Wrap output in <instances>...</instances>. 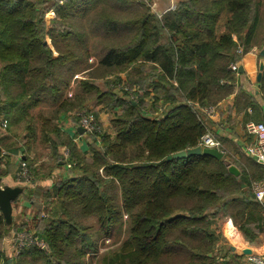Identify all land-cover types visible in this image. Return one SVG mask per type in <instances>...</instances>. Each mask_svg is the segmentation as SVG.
Instances as JSON below:
<instances>
[{
  "label": "trees",
  "instance_id": "obj_1",
  "mask_svg": "<svg viewBox=\"0 0 264 264\" xmlns=\"http://www.w3.org/2000/svg\"><path fill=\"white\" fill-rule=\"evenodd\" d=\"M255 47L264 0H180L163 15L143 0H0V118L17 141L0 147V176L26 189L34 212L9 225L0 210V264H228L224 229L257 241L264 204L252 182L263 165L167 159L199 146L201 109L236 91L231 65ZM89 114L94 128L80 134ZM12 231L16 248L30 237L44 247L10 255ZM101 237L115 241L98 256Z\"/></svg>",
  "mask_w": 264,
  "mask_h": 264
},
{
  "label": "crops",
  "instance_id": "obj_2",
  "mask_svg": "<svg viewBox=\"0 0 264 264\" xmlns=\"http://www.w3.org/2000/svg\"><path fill=\"white\" fill-rule=\"evenodd\" d=\"M152 1H154L153 3L157 8L156 13L163 15L169 10V5L175 0ZM47 18L50 19L51 15L49 14ZM259 52L258 49H252L243 56L240 60L239 68L242 66L244 72L237 76L236 91L217 103L215 105V113L213 116L208 117L209 130L215 138L221 141L226 159L239 163L243 168L247 166L249 161H255L246 152L247 145L253 140V137L246 132V123L250 120L264 122V98L261 91L262 79L258 82L259 63L262 59ZM1 120L4 119L0 118V122ZM66 130L74 136L75 128L70 124V120ZM75 140L82 146V138L78 137ZM14 143L17 144L15 138L8 135L5 127L0 126V147L2 150H9ZM21 156V154L17 156L18 161ZM2 168H4V165L0 164V170ZM239 170L241 171V169ZM1 177L3 186L23 188L22 185H18V182L13 179L12 175ZM245 185L244 183L243 186L245 187ZM23 189L24 193L19 195L13 202V219L9 225L30 222L33 218V207H31V203L27 198L26 189ZM224 230V237L219 242V249L223 251L221 255L223 258L221 259L228 262V264H236L238 260H241L242 255H246L245 252L248 250L252 252H264V232L259 234L257 241L250 243L240 236L238 238L236 229L231 231ZM13 241L12 231L10 237L3 244V248L10 255L16 252V250L14 251L15 246Z\"/></svg>",
  "mask_w": 264,
  "mask_h": 264
},
{
  "label": "built area",
  "instance_id": "obj_3",
  "mask_svg": "<svg viewBox=\"0 0 264 264\" xmlns=\"http://www.w3.org/2000/svg\"><path fill=\"white\" fill-rule=\"evenodd\" d=\"M143 1L149 5L151 4V0H143ZM253 49L257 50V48H253ZM239 52H241V50H239ZM239 63L240 61L232 64L231 69L237 72L239 70ZM201 110L206 115V117L213 116V114L215 113V105L206 106ZM0 126L6 127L7 121L1 120ZM79 126L84 127L86 131L93 130L94 116L92 114L83 116L81 119V124ZM245 129L247 134L253 137L252 142L248 144L246 147L247 154L251 156L257 163L264 166V122L250 120L246 123ZM199 146L218 148L224 152L221 141L215 138V136L212 134V132H210L209 129L201 137L199 141ZM22 166H23V173L26 174L27 173L26 164L23 163ZM252 189L258 201L264 204V177L259 180H254L252 182ZM40 242L42 243L41 247H44V243L42 241L30 237L28 242L26 241L20 242L19 246L22 247L27 243L28 244L36 243L38 246H40ZM240 264H264V252H252L246 254L244 255V259Z\"/></svg>",
  "mask_w": 264,
  "mask_h": 264
},
{
  "label": "water",
  "instance_id": "obj_4",
  "mask_svg": "<svg viewBox=\"0 0 264 264\" xmlns=\"http://www.w3.org/2000/svg\"><path fill=\"white\" fill-rule=\"evenodd\" d=\"M260 56L262 57L260 63H259V73H258V82L261 81L263 72H264V47L259 52ZM239 72L243 73V67L241 66L239 68ZM77 130L80 132V134H83L86 132V129L82 126H79ZM193 155H209L214 156L218 159L225 158V153L218 149V148H212V147H201L197 146L195 148H189L187 150H182L176 153H173L167 157L168 160H171L173 158H186ZM229 170L231 173H233L236 176H240L241 171L239 168L231 164L229 166ZM24 192V189L22 187H9V186H3L2 185V177L0 176V210L4 214L6 220L8 223H11L13 217V202ZM252 253L251 250H248L245 252V254ZM9 264H12V260H8Z\"/></svg>",
  "mask_w": 264,
  "mask_h": 264
},
{
  "label": "rangeland",
  "instance_id": "obj_5",
  "mask_svg": "<svg viewBox=\"0 0 264 264\" xmlns=\"http://www.w3.org/2000/svg\"><path fill=\"white\" fill-rule=\"evenodd\" d=\"M180 0H175L171 5H169V10L170 9H172L178 2H179ZM154 1H152L151 0V4H150V6H151V8H152V10L153 11H155V12H157L156 10H157V8H156V6H155V4L153 3ZM260 51V50H259ZM96 60V58L94 57V56H92L91 58H90V60H89V62H93V61H95ZM77 78H82V75H78L77 76ZM73 82H75V80L73 79L72 80ZM71 86H73V83H72V85ZM73 91H74V88L73 87H71V89H70V92L71 93H73ZM102 120H103V122H104V124H105V126H110V122H109V120H108V116L106 115V114H103L102 115ZM61 123H62V126H63V128H64V130H66V127H67V125H69V120L68 119H63L62 121H61ZM67 131V130H66ZM82 147L84 148V149H86L87 148V141H85V140H83V142H82ZM61 153H65V155H67L68 154V152H67V149H66V147H62L61 149ZM41 151H43V149H41ZM47 153V151H44V153H42V154H46ZM66 157V156H65ZM44 160V159H43ZM45 215V214H44ZM46 216V215H45ZM126 217L127 216H125V219H126ZM93 219H90L89 220V224L90 225H93V226H97V224L94 222V221H92ZM117 235V234H116ZM119 237H117V246L121 243L120 241L121 240H123L124 238H125V236H124V234H122L121 235V238H119ZM41 241V240H40ZM112 241H115V239H114V237L113 238H104V237H101L100 239H98V241H97V245H98V249H97V251L95 252L98 256H101V255H103L106 251H107V248H109V247H112L113 246V244H112ZM28 244V243H27ZM111 244H112V246H111ZM26 245V244H25ZM35 245H37L36 243H35ZM15 246V248H14V251L16 250V251H18V249H19V246H17V248H16V245H14ZM42 246V243L40 242V247ZM15 254H16V252H15ZM93 254V252L92 251H90L89 253H88V255L87 256H91Z\"/></svg>",
  "mask_w": 264,
  "mask_h": 264
},
{
  "label": "bare ground",
  "instance_id": "obj_6",
  "mask_svg": "<svg viewBox=\"0 0 264 264\" xmlns=\"http://www.w3.org/2000/svg\"><path fill=\"white\" fill-rule=\"evenodd\" d=\"M238 238H239V234H237Z\"/></svg>",
  "mask_w": 264,
  "mask_h": 264
}]
</instances>
